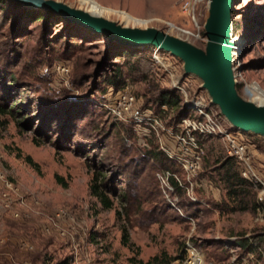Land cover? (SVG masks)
Returning <instances> with one entry per match:
<instances>
[{
	"label": "rangeland",
	"instance_id": "rangeland-1",
	"mask_svg": "<svg viewBox=\"0 0 264 264\" xmlns=\"http://www.w3.org/2000/svg\"><path fill=\"white\" fill-rule=\"evenodd\" d=\"M55 1L204 47V0L195 7L196 27L181 12L182 0ZM232 8L239 41L233 59L237 92L264 105V0H234ZM26 12L46 15L0 0V88L11 83L10 77L15 86L11 95L5 88L0 92L24 105L23 110L13 107L18 112L14 117L0 116V264H264V243L251 252L234 246L240 237L264 235V201H258L257 190L254 213H222L215 207L228 202L214 172L216 160L226 156L224 140L210 136L202 142L199 168L192 177L175 161L173 174H168L142 153L144 146L160 152V144L171 151L179 148L175 138L165 131L155 136L151 128L173 131L177 122L172 113L162 119L149 109L157 124L137 125L114 120L107 110L119 94L132 96L138 108L152 106L155 86L178 87L188 98L199 99L195 80L180 78L179 64L171 57L155 51L163 63L158 64L151 49L125 48L143 53V72L113 90L103 82L112 42L58 17L53 25L35 22ZM60 66L64 75L57 70ZM3 103L7 108L11 102ZM206 107L224 130L248 145L251 172L264 184V143L228 130L214 109ZM16 149L39 171L17 159ZM236 165L240 174L242 165ZM99 169L107 191L114 194L108 210L88 192ZM170 177L176 179L178 192L171 189ZM119 195L127 199L125 212ZM123 229L128 246L121 244Z\"/></svg>",
	"mask_w": 264,
	"mask_h": 264
},
{
	"label": "water",
	"instance_id": "water-1",
	"mask_svg": "<svg viewBox=\"0 0 264 264\" xmlns=\"http://www.w3.org/2000/svg\"><path fill=\"white\" fill-rule=\"evenodd\" d=\"M10 1V0H9ZM29 8L49 12L67 24H75L122 48L151 49L179 64L180 78L194 79L195 92L202 94L226 128L264 143V105L237 92L228 38L234 36L231 21L234 0H204L201 24L204 47L156 28L122 26L55 0H11Z\"/></svg>",
	"mask_w": 264,
	"mask_h": 264
},
{
	"label": "trees",
	"instance_id": "trees-1",
	"mask_svg": "<svg viewBox=\"0 0 264 264\" xmlns=\"http://www.w3.org/2000/svg\"><path fill=\"white\" fill-rule=\"evenodd\" d=\"M45 14L46 15L32 12L25 13V15L28 17H36L35 22L38 20H44L47 21L49 25H53L56 23L55 21H58V19L54 17V15L49 13ZM236 28L237 27L234 26V30H237ZM70 37L75 38L76 36L70 35ZM124 49L125 48H122L116 45L115 43H112L111 46L108 47V49L106 50V54L110 58L108 62L110 70L108 71V74L104 77L103 82L105 83V86H108L113 90L121 89L127 80H137L143 72L141 70V63L144 60L143 53L138 51H128ZM116 59H118V62H114ZM147 61L153 64L150 60L147 59ZM9 81L11 83H6V87L2 85V88H5V91L3 92H5L7 95H11V92L14 89L13 87H15L14 85H12L14 82L13 78L10 77ZM157 87L155 86L156 93L153 96V99L151 100L152 106L148 105L145 107L141 105V109H150L153 111L154 114H157V117L162 119L166 117L167 112H170L172 113V119L174 122H178L183 118L191 117L192 112L182 104V96L179 91L172 88ZM2 88H0V91L3 90ZM3 92H0V116H8L10 118L14 117L16 114H18V112L16 111V108L13 109V107L16 106L18 109L23 110L24 105L18 104V102H16L15 99L12 98V96H4ZM5 100H10L11 102L9 103L7 108L4 107L5 104L3 103V101ZM97 103L101 104L100 101H98ZM193 135L199 145H202V142L204 140H207L208 138L197 133H194ZM149 141L150 139L147 140V144L149 143ZM36 145H38V143H36ZM144 147L145 148L142 153L143 156L147 157L150 160L158 162L161 167L164 168L166 173L173 174V160L169 159L162 151L160 152L158 150H155V148L149 149L147 146ZM15 151V157L17 159H21L27 166H29L35 172L39 171L37 164L34 163L29 156H21L18 149H16ZM102 172L103 170L99 169L94 172V174H92V177L90 178V182L88 184V192L89 195L97 201V203L102 209L108 210L112 208L113 202L111 197H113L114 194H110L107 191L106 187L108 185V182H104L105 176ZM214 172L217 174L220 183L223 185L224 196L228 201L227 204L225 203L223 204V206L215 205L218 211H221L222 213H242L246 211L254 213L258 209L259 204L256 201L255 197L256 190H252V185L240 177L236 161L233 158L224 156L222 158L217 159ZM168 179L171 189L173 191L178 192L179 188L176 179H174L173 177H170ZM56 181H58V183L65 187V184L61 182L62 180L60 178H56ZM119 198L120 207L125 212V204H128L127 199L125 196L121 195H119ZM125 216H128L127 213L125 214ZM263 237L264 235H262L260 232H257L255 235H253L251 240L240 237L234 243V246L242 251L251 252L254 251L255 245H261L262 243H264ZM121 244L124 246L129 245L128 236L124 229L122 230L121 234ZM135 264H141V262L137 261Z\"/></svg>",
	"mask_w": 264,
	"mask_h": 264
},
{
	"label": "built area",
	"instance_id": "built-area-1",
	"mask_svg": "<svg viewBox=\"0 0 264 264\" xmlns=\"http://www.w3.org/2000/svg\"><path fill=\"white\" fill-rule=\"evenodd\" d=\"M201 2L202 0H182L181 3V12L189 17L194 27H196L195 7ZM177 30L184 35H191V33L186 30ZM193 37L198 38V35H194ZM156 54L157 53L154 51L152 55L153 62L163 64ZM57 70L61 75L66 73L63 66H60ZM175 85L174 83L173 87H175ZM175 88L182 96V104L192 112V115L191 117L179 120L174 126L173 131L170 129H160V131H158L159 129L151 126L153 132H155V136H158L159 132L165 131L167 136L175 138L179 147L176 151H171L167 148H163L160 144V150L165 153L169 159L175 161L188 178L192 177L194 172L199 168L200 155L202 153L200 145L196 142L193 134L197 133L206 137L217 136L225 142L226 156L233 158L242 165L240 177L248 181L254 190H257L258 201H264V184L256 179L249 166L250 156L248 145L243 142H238L234 134L231 135L223 129L220 122L213 116L212 112L206 107V104H204L202 97L196 100L190 97L188 98L181 88ZM104 107L106 108V106ZM107 110L112 118L117 121L137 125H144L146 122L157 124V119L153 116L152 112L149 109L138 108L134 98L129 94H119ZM144 135L147 136L146 134ZM167 175L168 174H166V176Z\"/></svg>",
	"mask_w": 264,
	"mask_h": 264
},
{
	"label": "bare ground",
	"instance_id": "bare-ground-1",
	"mask_svg": "<svg viewBox=\"0 0 264 264\" xmlns=\"http://www.w3.org/2000/svg\"><path fill=\"white\" fill-rule=\"evenodd\" d=\"M172 28H173V26L170 25V29H172ZM238 43H239V41H238L236 36H233L230 39L228 38L227 47L229 49V56H230L231 59L236 55L237 48L239 46Z\"/></svg>",
	"mask_w": 264,
	"mask_h": 264
}]
</instances>
